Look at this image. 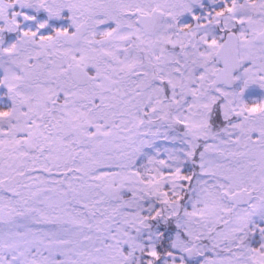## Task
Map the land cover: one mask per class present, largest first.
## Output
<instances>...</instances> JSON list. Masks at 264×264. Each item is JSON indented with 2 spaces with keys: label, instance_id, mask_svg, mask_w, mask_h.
<instances>
[{
  "label": "rangeland",
  "instance_id": "rangeland-1",
  "mask_svg": "<svg viewBox=\"0 0 264 264\" xmlns=\"http://www.w3.org/2000/svg\"><path fill=\"white\" fill-rule=\"evenodd\" d=\"M93 3L0 0V88L13 103L10 115L0 117V223L12 238L0 245V264H126L135 250L157 244L148 219L165 206L176 217L170 244L181 264H264V75H242L262 94L253 107L254 96H241V89L212 88L209 35L191 40L181 54L154 55L159 76L140 66L141 58L126 56L122 43L89 35L69 47L59 32L73 20L90 21ZM40 12L39 27L59 21L54 36L24 31ZM171 113L185 132L170 135L169 124L149 121ZM213 130L216 138L208 140ZM201 140V176L184 182L185 155ZM14 176L23 180L12 193L6 184ZM184 188L190 192L181 206L173 197ZM257 188L259 199L230 201ZM232 210L215 245L240 233L239 251L216 258L199 242ZM192 247L198 252L189 259Z\"/></svg>",
  "mask_w": 264,
  "mask_h": 264
},
{
  "label": "flooded vegetation",
  "instance_id": "flooded-vegetation-1",
  "mask_svg": "<svg viewBox=\"0 0 264 264\" xmlns=\"http://www.w3.org/2000/svg\"><path fill=\"white\" fill-rule=\"evenodd\" d=\"M17 9L15 6L14 12ZM93 9L96 12L89 14L90 21L73 20L74 23L66 24L62 31L55 28L54 23L59 21L52 18L48 20L51 24L39 28L50 30L47 35L51 37L60 31L61 39L66 40L69 47L80 46L89 35L94 41L122 43L123 53L141 58L140 66L143 67H151L154 55L166 52L181 54L183 47L190 45L191 40L199 39L200 35H209L208 46L215 55L212 59L216 69L212 83L214 91L247 90L240 95L245 98L254 96L252 100L248 99L253 107L263 100L260 90L256 91L248 81L242 82V75L245 74L246 78L257 72L264 75V0H97V3L91 4L90 10ZM16 14L18 27L22 26L20 9ZM34 19L35 26L37 17ZM84 24L86 33L76 44L69 43L68 36ZM206 29H209V33ZM36 34L38 32H34ZM13 36L17 39L19 35ZM228 37L236 40L229 45V49L237 51L240 63L239 70L234 74L237 82L233 87L224 83L214 87L223 66L219 51ZM240 193L252 197L249 192Z\"/></svg>",
  "mask_w": 264,
  "mask_h": 264
},
{
  "label": "trees",
  "instance_id": "trees-1",
  "mask_svg": "<svg viewBox=\"0 0 264 264\" xmlns=\"http://www.w3.org/2000/svg\"><path fill=\"white\" fill-rule=\"evenodd\" d=\"M36 15V14H35ZM44 14H37L36 16H31V17H37V20L35 22V26L33 23V28H24V31H39L40 28L38 26V20H40ZM48 22V21H46ZM24 25V24H23ZM42 27V26H41ZM44 30L45 33H48L50 30H48L47 28L42 29ZM8 39V38H7ZM155 63L151 64V67L155 68V75L159 76V69L158 66H154ZM165 86V85H164ZM164 90L166 91L165 87ZM169 91V89H167ZM9 92L5 89V87H1L0 88V117H8L10 115V111L13 108V103L9 98ZM166 95V94H165ZM171 104V103H170ZM173 105V104H172ZM216 105L214 106L213 110L216 109V114H220L218 111H220V107L217 106V108H215ZM169 111L172 109L171 107H168ZM215 114V116H216ZM170 118L172 120H176V121H170ZM169 116H166V114L163 115H158L156 118H150L149 121L153 124V126H160L161 124H169V129L170 132L169 134L172 135L174 134L176 131H181V132H185L184 129H186L184 126H181V122L178 121V118L176 116H174L172 113ZM214 128H216V126H213ZM206 134V138L209 140L210 138H216L214 130L212 132H207ZM212 138V139H213ZM203 144H205L204 140H201L199 142V145L197 146V150H195V152L193 154L190 153L188 155H185L184 158V168L181 172V174L184 177V182L185 181H189L191 183L197 181L201 176V171H200V157L199 154L203 148ZM189 148V146L187 145V149ZM23 180V178L21 176H14L11 179H9L7 188L8 189H12V193L14 192V189L16 187H19L21 181ZM189 188H184L183 192L179 195L175 194L173 197V200L175 202H179L181 206H183V204H185L186 199L184 197H189ZM260 193H259V189H252L251 190V196L252 198L259 197ZM249 200L250 199L249 197ZM261 201V200H260ZM262 203H264V200H262ZM166 208H162L160 210L159 213H155L152 212V215L150 216V219H148V223H149V227L152 229V232L157 236L158 238V242L157 244H155V246L153 247H147V248H143V249H139V250H135L133 255L134 257L132 258V260L126 264H181V258L178 256V251L176 250L175 247H172V245L170 244L171 240L176 236V230L178 229V227L176 226V217L173 215V213H170V207L165 206ZM263 213V208L260 210ZM231 216H229L226 220L222 221L220 224H218V226L215 228V230L213 231V234L210 235L209 237H206L205 239H202L199 243L200 245H208L212 249V252L214 254V256H216V258H225V257H231L233 254L237 253L239 251V242H240V238H243V235H241L240 233H237L234 235V238H227V241H224L223 243H221L220 245H215L216 242V235L219 232H222L225 227L228 228L229 225L232 223L233 220V214H234V210L231 211ZM260 226H263V224L261 223V225H258V228ZM6 228H8V225L3 223H0V245H4L7 246L8 243L11 242L12 238L11 236L6 233L7 230ZM258 228H257V233H258ZM160 230V231H159ZM158 231V234H156ZM160 232V233H159ZM4 233V234H2ZM15 234V233H14ZM13 234V235H14ZM18 234V233H17ZM209 234V233H208ZM256 234V233H255ZM169 236H171V239H169ZM4 237V240H3ZM187 240L188 244H191L193 242V240ZM251 239H248V242H250ZM194 243L199 244L198 243V239L194 240ZM227 243H230V246L227 245ZM29 252L31 253V255L34 254L32 246L30 245L29 247ZM264 248V244H262V247Z\"/></svg>",
  "mask_w": 264,
  "mask_h": 264
},
{
  "label": "water",
  "instance_id": "water-1",
  "mask_svg": "<svg viewBox=\"0 0 264 264\" xmlns=\"http://www.w3.org/2000/svg\"><path fill=\"white\" fill-rule=\"evenodd\" d=\"M85 33H86V25L84 24L80 26L75 31L74 34L68 36L69 43L76 44ZM232 42L235 43L236 40L233 38L230 39L228 37L227 40L222 45V47L220 48L219 55L222 60L223 66L217 74L216 80L214 82V87L222 83L228 85L229 87H233L237 82V79L235 78L234 74L239 70L240 63L237 57V51L236 50L231 51L229 49V45ZM246 91L245 90L242 91L241 94L244 95ZM230 201L237 202L238 204H245L248 201V197L245 196V194L239 192V193L233 194L230 197ZM197 252H198L197 248L192 247L186 251V254H187V257L191 259V258H194L195 255H197Z\"/></svg>",
  "mask_w": 264,
  "mask_h": 264
}]
</instances>
